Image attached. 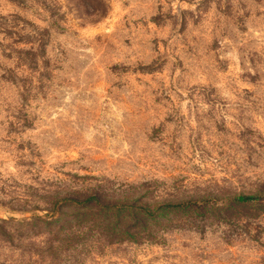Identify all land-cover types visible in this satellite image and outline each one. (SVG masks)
<instances>
[{
  "label": "rangeland",
  "instance_id": "rangeland-1",
  "mask_svg": "<svg viewBox=\"0 0 264 264\" xmlns=\"http://www.w3.org/2000/svg\"><path fill=\"white\" fill-rule=\"evenodd\" d=\"M0 264H264V0H0Z\"/></svg>",
  "mask_w": 264,
  "mask_h": 264
}]
</instances>
